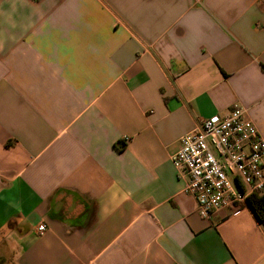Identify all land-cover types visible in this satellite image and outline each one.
<instances>
[{"label": "crops", "instance_id": "obj_1", "mask_svg": "<svg viewBox=\"0 0 264 264\" xmlns=\"http://www.w3.org/2000/svg\"><path fill=\"white\" fill-rule=\"evenodd\" d=\"M234 105L264 137V0H0V264H264L171 160Z\"/></svg>", "mask_w": 264, "mask_h": 264}, {"label": "built area", "instance_id": "obj_2", "mask_svg": "<svg viewBox=\"0 0 264 264\" xmlns=\"http://www.w3.org/2000/svg\"><path fill=\"white\" fill-rule=\"evenodd\" d=\"M263 155L264 137L234 105L183 134L171 160L186 172L183 192L194 196L199 216L209 217L223 207L237 209L251 192H264ZM36 229L42 234L47 225L40 223Z\"/></svg>", "mask_w": 264, "mask_h": 264}, {"label": "trees", "instance_id": "obj_3", "mask_svg": "<svg viewBox=\"0 0 264 264\" xmlns=\"http://www.w3.org/2000/svg\"><path fill=\"white\" fill-rule=\"evenodd\" d=\"M124 147V142L119 144V148ZM247 201L251 208L253 209L258 220L264 224V192H251L247 198Z\"/></svg>", "mask_w": 264, "mask_h": 264}]
</instances>
